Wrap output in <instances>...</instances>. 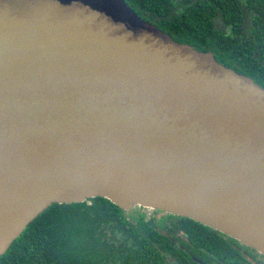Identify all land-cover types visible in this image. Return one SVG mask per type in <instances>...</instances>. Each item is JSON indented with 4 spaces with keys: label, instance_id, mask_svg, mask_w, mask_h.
<instances>
[{
    "label": "water",
    "instance_id": "95a60500",
    "mask_svg": "<svg viewBox=\"0 0 264 264\" xmlns=\"http://www.w3.org/2000/svg\"><path fill=\"white\" fill-rule=\"evenodd\" d=\"M98 197L264 253V88L124 0H0V257Z\"/></svg>",
    "mask_w": 264,
    "mask_h": 264
},
{
    "label": "trees",
    "instance_id": "16d2710c",
    "mask_svg": "<svg viewBox=\"0 0 264 264\" xmlns=\"http://www.w3.org/2000/svg\"><path fill=\"white\" fill-rule=\"evenodd\" d=\"M124 1L175 41L213 53L264 88V0ZM144 220L101 197L54 204L28 225L0 264H174L156 244L161 235L142 232Z\"/></svg>",
    "mask_w": 264,
    "mask_h": 264
},
{
    "label": "flooded vegetation",
    "instance_id": "af4514ba",
    "mask_svg": "<svg viewBox=\"0 0 264 264\" xmlns=\"http://www.w3.org/2000/svg\"><path fill=\"white\" fill-rule=\"evenodd\" d=\"M130 213L134 219H145L142 232L161 235L156 244L174 264H264V253L214 228L144 207Z\"/></svg>",
    "mask_w": 264,
    "mask_h": 264
}]
</instances>
